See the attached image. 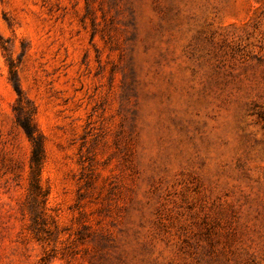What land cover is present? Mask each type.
<instances>
[{
  "label": "rangeland",
  "instance_id": "obj_1",
  "mask_svg": "<svg viewBox=\"0 0 264 264\" xmlns=\"http://www.w3.org/2000/svg\"><path fill=\"white\" fill-rule=\"evenodd\" d=\"M0 264H264V0H0Z\"/></svg>",
  "mask_w": 264,
  "mask_h": 264
},
{
  "label": "trees",
  "instance_id": "obj_2",
  "mask_svg": "<svg viewBox=\"0 0 264 264\" xmlns=\"http://www.w3.org/2000/svg\"><path fill=\"white\" fill-rule=\"evenodd\" d=\"M11 73L14 87L18 93L17 105L15 106L16 121L32 144L30 158V195L34 201L39 202L46 195L40 182L45 157L44 136L35 123L34 109L30 106L28 99H26L13 67H11Z\"/></svg>",
  "mask_w": 264,
  "mask_h": 264
}]
</instances>
